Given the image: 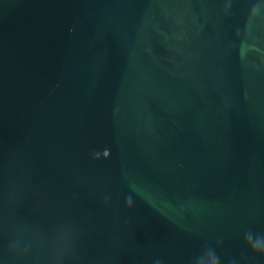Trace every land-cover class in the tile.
Here are the masks:
<instances>
[{
	"label": "water",
	"instance_id": "95a60500",
	"mask_svg": "<svg viewBox=\"0 0 264 264\" xmlns=\"http://www.w3.org/2000/svg\"><path fill=\"white\" fill-rule=\"evenodd\" d=\"M264 0H0V264H264Z\"/></svg>",
	"mask_w": 264,
	"mask_h": 264
},
{
	"label": "snow or ice",
	"instance_id": "6c2138e0",
	"mask_svg": "<svg viewBox=\"0 0 264 264\" xmlns=\"http://www.w3.org/2000/svg\"><path fill=\"white\" fill-rule=\"evenodd\" d=\"M247 243L253 251L264 255V233H248ZM201 253L205 255L207 264H213V260L218 259V256L211 248L204 250Z\"/></svg>",
	"mask_w": 264,
	"mask_h": 264
},
{
	"label": "clouds",
	"instance_id": "9594fccd",
	"mask_svg": "<svg viewBox=\"0 0 264 264\" xmlns=\"http://www.w3.org/2000/svg\"><path fill=\"white\" fill-rule=\"evenodd\" d=\"M193 264H207V261L205 260V255L201 253L195 258ZM213 264H218V259L213 260Z\"/></svg>",
	"mask_w": 264,
	"mask_h": 264
}]
</instances>
